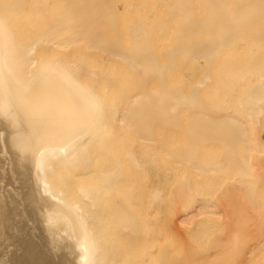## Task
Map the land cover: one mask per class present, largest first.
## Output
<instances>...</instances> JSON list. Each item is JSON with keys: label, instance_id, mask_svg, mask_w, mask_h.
<instances>
[{"label": "bare ground", "instance_id": "obj_1", "mask_svg": "<svg viewBox=\"0 0 264 264\" xmlns=\"http://www.w3.org/2000/svg\"><path fill=\"white\" fill-rule=\"evenodd\" d=\"M0 264H264V0H0Z\"/></svg>", "mask_w": 264, "mask_h": 264}]
</instances>
